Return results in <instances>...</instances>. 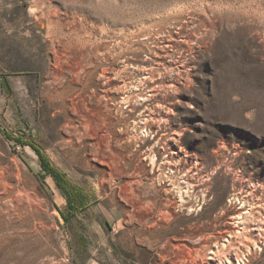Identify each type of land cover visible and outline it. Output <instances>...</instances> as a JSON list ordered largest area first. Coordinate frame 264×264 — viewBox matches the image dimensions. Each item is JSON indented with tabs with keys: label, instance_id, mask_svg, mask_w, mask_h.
I'll return each mask as SVG.
<instances>
[{
	"label": "rangeland",
	"instance_id": "1",
	"mask_svg": "<svg viewBox=\"0 0 264 264\" xmlns=\"http://www.w3.org/2000/svg\"><path fill=\"white\" fill-rule=\"evenodd\" d=\"M0 264H264V0H0Z\"/></svg>",
	"mask_w": 264,
	"mask_h": 264
},
{
	"label": "trees",
	"instance_id": "2",
	"mask_svg": "<svg viewBox=\"0 0 264 264\" xmlns=\"http://www.w3.org/2000/svg\"><path fill=\"white\" fill-rule=\"evenodd\" d=\"M38 156L40 158L41 166L44 169V171L47 174L52 175L57 181H59V174L57 173V171L55 169H52L50 167V165L48 163H46L45 159L43 158V156L39 152H38Z\"/></svg>",
	"mask_w": 264,
	"mask_h": 264
},
{
	"label": "bare ground",
	"instance_id": "3",
	"mask_svg": "<svg viewBox=\"0 0 264 264\" xmlns=\"http://www.w3.org/2000/svg\"><path fill=\"white\" fill-rule=\"evenodd\" d=\"M181 193H182V189H181V191H180ZM181 198H182V200L184 201L185 199H184V196H181ZM241 216V215H240ZM223 253V252H222ZM224 254V253H223ZM226 256V255H225Z\"/></svg>",
	"mask_w": 264,
	"mask_h": 264
}]
</instances>
